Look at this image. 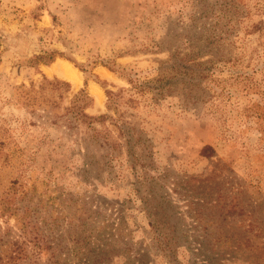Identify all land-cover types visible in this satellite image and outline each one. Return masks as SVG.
Returning <instances> with one entry per match:
<instances>
[{"label": "rangeland", "instance_id": "rangeland-1", "mask_svg": "<svg viewBox=\"0 0 264 264\" xmlns=\"http://www.w3.org/2000/svg\"><path fill=\"white\" fill-rule=\"evenodd\" d=\"M207 36L201 83L155 101L140 90L171 52L184 57ZM44 52L63 57L29 63ZM58 63L80 85L52 72ZM44 78L69 84L61 108L84 90L85 113L112 117L95 127L120 151L93 143L61 108L54 118L22 106L21 89ZM121 89L108 111L106 90ZM8 201L49 249L0 218V264H18L17 242L22 264H264V0H0V206Z\"/></svg>", "mask_w": 264, "mask_h": 264}, {"label": "trees", "instance_id": "trees-1", "mask_svg": "<svg viewBox=\"0 0 264 264\" xmlns=\"http://www.w3.org/2000/svg\"><path fill=\"white\" fill-rule=\"evenodd\" d=\"M196 33V32H195ZM191 40V38H190ZM214 38L207 36L204 40H199L197 44H192L190 51L181 57L180 54L170 53L169 59L160 64L159 76L151 81H147L143 84L138 85L140 90L147 91L152 94V99L159 100L166 96V94H172V87L180 82L183 86L190 85L194 86L201 83L207 74L210 72L211 61L196 62L199 58L213 53ZM63 57L62 54L57 52H44L41 55L36 56L29 63L48 65L52 63L56 57ZM109 71L116 72L111 66H105ZM124 78V76L120 75ZM127 81L135 85V82L131 78H126ZM70 86L66 82L59 81L57 79L44 80L38 86V89L32 84L29 89L23 88L18 93V102L33 111L42 110L46 113L51 114L54 118L58 117L59 109L61 108L62 96L61 92H68ZM123 90L112 92L106 90L108 111H115L120 101ZM57 94V97L55 95ZM91 105V99L84 90L79 91L73 96L68 107L63 109L72 125H84L90 132L89 136L93 143L106 148L111 152H119L120 145L116 137L112 136L106 129L98 130L95 124L105 125L108 120H113L111 116L106 114L100 116H89L85 113V110ZM123 136L119 130L117 136ZM130 140H126L128 143ZM88 150V148H86ZM130 152L127 150V153ZM25 215H28L26 213ZM25 215L18 216L16 206L8 201L3 206H0V218H13L16 226L22 237H26L27 242L32 244L36 251L45 250L48 251L49 246L45 244V238L36 234L37 227L32 224L31 221H24ZM17 247L14 250L15 255L10 256V260L22 261L28 258V254L23 247L24 243L15 244ZM48 264H54L49 259Z\"/></svg>", "mask_w": 264, "mask_h": 264}, {"label": "bare ground", "instance_id": "bare-ground-1", "mask_svg": "<svg viewBox=\"0 0 264 264\" xmlns=\"http://www.w3.org/2000/svg\"><path fill=\"white\" fill-rule=\"evenodd\" d=\"M51 70H52V72L59 74L62 78L71 81L75 86H78L81 83V76H80L79 72L68 64L58 63ZM105 72L107 74H109L107 71H105ZM92 91L99 101L101 99L100 92L96 89L95 86H92Z\"/></svg>", "mask_w": 264, "mask_h": 264}]
</instances>
